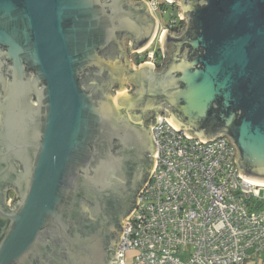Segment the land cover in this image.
Listing matches in <instances>:
<instances>
[{
    "label": "water",
    "instance_id": "obj_1",
    "mask_svg": "<svg viewBox=\"0 0 264 264\" xmlns=\"http://www.w3.org/2000/svg\"><path fill=\"white\" fill-rule=\"evenodd\" d=\"M168 1L185 27L162 32L155 69L129 57L157 31L144 0H0V264H56L49 237L65 264H118L162 112L229 137L239 176L264 183V0Z\"/></svg>",
    "mask_w": 264,
    "mask_h": 264
},
{
    "label": "built area",
    "instance_id": "obj_2",
    "mask_svg": "<svg viewBox=\"0 0 264 264\" xmlns=\"http://www.w3.org/2000/svg\"><path fill=\"white\" fill-rule=\"evenodd\" d=\"M145 2L152 12L163 13L162 5L177 3ZM175 8L161 32L185 27ZM139 60L161 65L162 45ZM157 117L154 169L124 220L118 264H263L264 183L239 176L237 149L229 137L203 142L187 137L164 112Z\"/></svg>",
    "mask_w": 264,
    "mask_h": 264
},
{
    "label": "flooded vegetation",
    "instance_id": "obj_3",
    "mask_svg": "<svg viewBox=\"0 0 264 264\" xmlns=\"http://www.w3.org/2000/svg\"><path fill=\"white\" fill-rule=\"evenodd\" d=\"M134 50H136V49H134ZM146 52H148V51L146 50ZM137 64L140 65L139 62ZM162 65H159V66L155 67V69H159ZM113 90H114V92H117V93L119 91L118 87L114 88ZM31 103L34 104V105H36V104L39 105V103H37V101L34 100V99L32 100ZM37 117L40 118V120L37 118L38 122H41L42 116H37ZM155 117L156 116H150V115H148V116H145L143 118L144 123H145V126L148 129L149 135H151L150 134V124L154 121ZM35 119H36V117H35ZM153 163H154V159H153V151H152L150 153L149 168H148V171H147L146 175L144 176V179H143L142 183L145 182V180L147 179L148 174H149V172H150V170H151V168L153 166ZM10 194L15 197L14 192L11 191V190H8V195H10ZM86 208L88 209V206H86ZM122 221L123 220H121L120 223H118V225L116 227V230L113 233V238L115 239V243H114V247L112 249V256H113L114 259H115V252H116V249H117L120 232H121V229H122V226H123ZM48 239L53 244V246L55 248V251H54L53 256H52V260H49V261L51 263H56V264H65V259H64L65 258V254L63 253V250L61 249V241H60V239L58 237L57 238H54V239H52V238L49 237Z\"/></svg>",
    "mask_w": 264,
    "mask_h": 264
},
{
    "label": "rangeland",
    "instance_id": "obj_4",
    "mask_svg": "<svg viewBox=\"0 0 264 264\" xmlns=\"http://www.w3.org/2000/svg\"><path fill=\"white\" fill-rule=\"evenodd\" d=\"M159 1H161V0H159ZM175 7H179L178 6V4H175L174 6H168V7H165L166 8V11L163 13L162 11H155L156 13H157V15H158V17H159V19H160V22H161V24L163 25V26H165V25H167L168 24V22H169V20L171 19V14L172 13H176L175 11H176V8ZM160 29H159V32L161 31V26L159 27ZM159 34V33H158ZM158 43H159V40H158V37L155 39V41H154V44H153V47L152 48H157L158 47ZM128 45H130V43H128ZM145 53H147V52H141L140 54L139 53H134V52H131V54H130V57L131 58H135V56H134V54H136V55H143V54H145ZM143 58H145V55H143L142 56ZM135 60V59H134ZM128 89H130V87H127ZM116 93L117 92H114V90H112L111 91V94L113 95V96H115L116 95ZM260 264H262V263H260ZM264 264V263H263Z\"/></svg>",
    "mask_w": 264,
    "mask_h": 264
},
{
    "label": "crops",
    "instance_id": "obj_5",
    "mask_svg": "<svg viewBox=\"0 0 264 264\" xmlns=\"http://www.w3.org/2000/svg\"><path fill=\"white\" fill-rule=\"evenodd\" d=\"M133 2H136V1H139V0H132ZM145 1V0H144ZM165 7V6H164ZM150 12L152 13V15L156 18V20H157V22H158V27H157V31H156V34H155V36H154V38H153V40L150 42V44L146 47V48H144L142 51H144V52H146V50L147 51H149V50H153L154 48H152L153 47V44H154V41H155V39L158 37V40H159V43H158V47L157 48H159L160 46H161V34H162V32L160 31L159 32V27L161 26H163L162 24H161V22H160V19H159V17H158V15H157V13L156 12H152L151 10H150ZM159 33V34H158ZM128 43H130L129 42V40H126V42H125V46H130V45H128ZM157 48H155V49H157ZM134 53H137L136 51H133ZM143 52V53H144ZM143 55H146V53L145 54H143ZM142 55V56H143ZM134 56H135V58H131L130 56V59L132 60V62L134 63V65L135 66H138V64H137V58H139V55H136V54H134ZM135 59V60H134ZM126 86L127 87H131V85H129V84H126ZM128 89V88H127ZM128 90H130V89H128Z\"/></svg>",
    "mask_w": 264,
    "mask_h": 264
},
{
    "label": "trees",
    "instance_id": "obj_6",
    "mask_svg": "<svg viewBox=\"0 0 264 264\" xmlns=\"http://www.w3.org/2000/svg\"><path fill=\"white\" fill-rule=\"evenodd\" d=\"M161 7L163 8V7H164V5H162ZM165 7H167V6H165ZM137 62H140L139 58H137Z\"/></svg>",
    "mask_w": 264,
    "mask_h": 264
}]
</instances>
